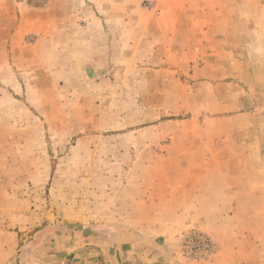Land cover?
<instances>
[{"label": "rangeland", "instance_id": "rangeland-1", "mask_svg": "<svg viewBox=\"0 0 264 264\" xmlns=\"http://www.w3.org/2000/svg\"><path fill=\"white\" fill-rule=\"evenodd\" d=\"M129 1L122 20L106 0H0V229L14 235L0 236L2 264H196L217 254L189 187L213 167L198 161L238 156L234 53L218 35L195 36L197 52L154 51L144 42L152 21ZM229 2L259 30V66L243 70L241 86L262 144L264 0ZM202 64L213 88L193 87L189 71ZM223 214L228 239L234 221L256 213Z\"/></svg>", "mask_w": 264, "mask_h": 264}, {"label": "crops", "instance_id": "crops-1", "mask_svg": "<svg viewBox=\"0 0 264 264\" xmlns=\"http://www.w3.org/2000/svg\"><path fill=\"white\" fill-rule=\"evenodd\" d=\"M106 1L107 12L112 13V17L122 20L130 17L131 2L129 0ZM233 1L230 0L228 7L232 6ZM150 2L153 3L150 9L140 6L142 0H137L135 3V6L140 8L153 24L144 31L147 36L144 41L146 46L152 44L154 51L159 49L168 52L178 50L197 52L202 42L195 36L218 35L225 39L224 48L222 46L221 49L234 53L232 56L234 65H238V156H220L218 159L209 156L198 161L213 167L211 171L208 168L209 171L204 173L202 185L192 183L189 187L190 190L192 186L194 189L193 195H189V198L192 196V201L188 200V203L196 206L195 211L202 207L207 213L203 226L219 241V249L214 260L196 264H264V156L260 158L258 150L264 147V141L262 144L258 142L259 130L258 125L255 124L258 111L244 107L245 91L241 86L242 83H247L242 75L243 70L259 66L258 60L252 61L258 57L255 48L259 41V30L253 26V21L248 27L245 26L248 21L240 20L238 7L228 10L226 0H151ZM22 20L19 19V29L14 30L15 35L21 30ZM240 23L243 25L242 29L239 27ZM44 37L49 40L52 35L45 32ZM155 37H162V41ZM224 66L226 67V64ZM211 69L212 67L207 64L192 67L189 77L192 81L198 80L193 82L194 88L197 86L204 88L209 85L210 88L214 87L217 77ZM231 84L232 82H225L227 87H231ZM206 94L205 91L195 90L194 92L198 99H203V95ZM227 104L224 100V103L220 102L219 105L226 107ZM215 165L218 166L215 167ZM223 165H226V168H223ZM194 196L196 204H194ZM238 211L256 214L251 215L249 225L238 227V222L234 221L231 224L232 228L228 230L230 235L227 236L228 239H225L226 234L220 233L219 226L224 221L223 213H238ZM0 233H2L1 238L14 236L12 231L5 229H0ZM162 240L159 237L158 241ZM3 260V252L0 249V264ZM177 262L191 264L179 258Z\"/></svg>", "mask_w": 264, "mask_h": 264}, {"label": "built area", "instance_id": "built-area-1", "mask_svg": "<svg viewBox=\"0 0 264 264\" xmlns=\"http://www.w3.org/2000/svg\"><path fill=\"white\" fill-rule=\"evenodd\" d=\"M198 238L199 239L196 240L200 243L201 247L206 249L208 252L214 250V243L210 239L203 237L202 235H198Z\"/></svg>", "mask_w": 264, "mask_h": 264}]
</instances>
